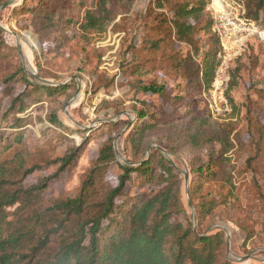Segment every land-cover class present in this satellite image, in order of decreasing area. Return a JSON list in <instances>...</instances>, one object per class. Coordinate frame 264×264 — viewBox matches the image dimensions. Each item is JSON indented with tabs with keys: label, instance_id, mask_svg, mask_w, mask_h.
<instances>
[{
	"label": "rangeland",
	"instance_id": "rangeland-1",
	"mask_svg": "<svg viewBox=\"0 0 264 264\" xmlns=\"http://www.w3.org/2000/svg\"><path fill=\"white\" fill-rule=\"evenodd\" d=\"M156 1L114 3V19L106 30L86 39L77 31L41 29L35 15L38 0H0V163L20 157L26 166L38 167L22 185L46 180L39 195L46 208L79 193L108 141L115 161L96 171L98 199L118 185L122 166L153 159L159 174L156 163L162 155L180 174L185 213L180 219L195 226L194 206L201 210V204H213L201 231L223 234V256L230 264H264L263 53L254 48L239 65H231L224 94L228 110L218 105L217 111L208 104H213L207 93L213 79L209 87H190L172 61L191 58L202 66L203 55L213 49L202 32L196 36L201 37L197 55L174 40V9L198 0H160L161 9L155 8ZM156 40L159 48L151 50ZM13 72L16 79L4 83ZM150 82L162 92H144ZM55 85L68 87L59 95L42 90ZM16 98L26 106L19 115L10 111ZM141 112L146 116L140 117ZM53 116L60 126L51 122ZM73 150V160L61 169L60 160ZM160 180L146 184L133 176L117 201L154 194Z\"/></svg>",
	"mask_w": 264,
	"mask_h": 264
},
{
	"label": "trees",
	"instance_id": "trees-1",
	"mask_svg": "<svg viewBox=\"0 0 264 264\" xmlns=\"http://www.w3.org/2000/svg\"><path fill=\"white\" fill-rule=\"evenodd\" d=\"M129 1L53 0L52 5H48L45 0H38L35 15L41 22V29L61 34L77 31L80 37L87 39L92 34L104 32L113 21L114 3ZM242 1L247 19L264 26V0ZM161 7L157 0L155 8ZM205 9V0L181 4L174 9L172 21L174 40L190 46L195 55L199 52L201 37L196 39L199 32L208 36L213 46L203 55L202 66L196 65L191 58H172L174 67L184 71L187 85L198 90L201 83L204 87L210 86L219 52V42L212 32L213 22ZM159 45L160 41L156 40L150 49L157 50ZM254 48L262 51L255 42L250 43L247 52L236 61L237 65ZM16 74L13 72L2 81L10 83L16 79ZM230 83L227 94L234 81ZM43 87L48 88L42 90L50 95H59L68 85H55L52 89ZM142 88L152 95L163 90L153 82ZM12 103L18 106L14 109V104L10 111L16 110L17 115L26 111L21 98ZM192 103L197 104L196 100ZM139 115L146 116L142 112ZM16 119L18 122L19 118ZM51 122L60 126L54 116ZM75 154L73 150L60 160L61 169L68 167ZM114 161V148L108 141L100 147L95 166L82 182L79 193L46 208L39 202L46 180L34 187L22 185L38 167L26 166L20 157L0 163V264H230L223 256V234L205 235L201 231L202 222L210 215L213 204L203 203L201 210L197 209V204L194 206L195 226L180 219H185L180 174L175 173L171 161L162 155L156 163L161 170L159 174L154 170L153 159L134 167L122 166L118 185L107 189L103 199H98L96 171ZM196 173L200 177L201 169ZM133 176L146 184L161 178L163 184L154 194H138L129 200L117 201L124 196L123 191ZM189 194H193L191 186Z\"/></svg>",
	"mask_w": 264,
	"mask_h": 264
},
{
	"label": "built area",
	"instance_id": "built-area-1",
	"mask_svg": "<svg viewBox=\"0 0 264 264\" xmlns=\"http://www.w3.org/2000/svg\"><path fill=\"white\" fill-rule=\"evenodd\" d=\"M205 1V10L213 22L212 32L219 42L218 67L207 91L213 97V104L210 101L208 104L217 111L218 105L228 110L224 98L229 83L227 72L235 61L243 57L252 42L260 46L264 56V26L247 19L242 0Z\"/></svg>",
	"mask_w": 264,
	"mask_h": 264
},
{
	"label": "water",
	"instance_id": "water-1",
	"mask_svg": "<svg viewBox=\"0 0 264 264\" xmlns=\"http://www.w3.org/2000/svg\"><path fill=\"white\" fill-rule=\"evenodd\" d=\"M188 178H187V174H185V178L184 181L187 182Z\"/></svg>",
	"mask_w": 264,
	"mask_h": 264
}]
</instances>
